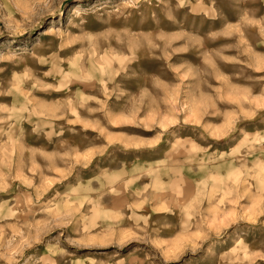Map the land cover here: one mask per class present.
I'll list each match as a JSON object with an SVG mask.
<instances>
[{"label": "rangeland", "instance_id": "obj_1", "mask_svg": "<svg viewBox=\"0 0 264 264\" xmlns=\"http://www.w3.org/2000/svg\"><path fill=\"white\" fill-rule=\"evenodd\" d=\"M0 264H264V0H0Z\"/></svg>", "mask_w": 264, "mask_h": 264}]
</instances>
